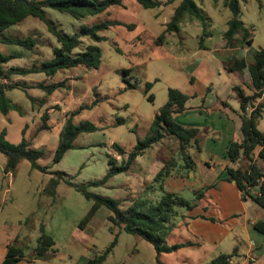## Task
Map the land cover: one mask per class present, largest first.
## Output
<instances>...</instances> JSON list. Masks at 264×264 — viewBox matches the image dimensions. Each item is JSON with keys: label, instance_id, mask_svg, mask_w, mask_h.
Masks as SVG:
<instances>
[{"label": "rangeland", "instance_id": "374dc122", "mask_svg": "<svg viewBox=\"0 0 264 264\" xmlns=\"http://www.w3.org/2000/svg\"><path fill=\"white\" fill-rule=\"evenodd\" d=\"M161 1V7L146 9L136 0H124V5L114 6L82 21L68 13L47 8L48 18L58 29L68 34L78 32L83 25L104 21L118 20L124 24H135L136 27L131 29L125 25H114L102 32L107 40L98 44L103 54L99 68L77 66L60 70L53 77L44 73L14 75L13 80L20 82L24 88L6 92L7 97L19 108L6 116L0 113V132L5 130L6 138L12 143L21 142L25 136L33 148L43 152L39 159L41 165L48 166L50 171H62L77 184H86L102 179L114 164L126 163L138 139H146L151 134L155 114L168 101L170 88L180 89L190 97L197 94V100L200 101L207 98L206 89L211 87L213 93L209 98L219 102L213 105L214 109L223 108L220 100L225 99L229 106L241 112L235 87L239 86L249 93L248 86L251 88L252 79L248 69L230 72L227 61L242 55L250 62L252 54L264 47V0H241V19L253 38L251 46L242 44L239 38L241 34L234 37L231 45L224 37L227 22L232 17L225 0H195L210 17V36L203 33L197 19L188 16L182 23L183 32L172 35L159 45L156 40L179 0L171 4L166 3L169 0ZM29 35L38 40L32 49L0 43L2 53L15 56L6 67L39 66L54 56L53 47L57 40L38 18L27 17L4 30L0 38H23ZM201 38L204 40L202 48ZM83 41V46L91 42L85 38ZM124 69H132L130 76H124ZM147 82L153 84L148 93ZM40 83L48 87L55 83L63 85L49 94L38 87ZM133 83H138L136 88L130 87ZM28 94L37 100L32 102ZM151 94L154 95L153 101L149 99ZM82 105L93 107L75 116V123L89 120L97 126V130L80 134L75 140V147L68 150L60 162L55 163L53 158L61 128L68 114ZM46 109L50 111L53 129L37 134L43 122L41 115ZM201 109L205 110L204 116L209 118L214 110ZM120 119H124V122ZM258 128L264 132V116L260 118ZM199 129L201 152H198L196 144L185 151L194 161L210 159V147L216 150L218 146L222 150L228 144L225 138L227 134L223 136L224 130L208 126ZM114 142L123 147L124 155H117ZM179 145L176 136L166 134L161 142L146 149L128 171L112 177L105 185L89 187L90 191L123 200V207L140 196L157 202L165 193V188L164 185L163 189L160 188L154 178L172 155L179 157ZM110 158L116 159V163H111ZM5 159L6 155L0 151V263L2 253L6 250L2 245L9 238H18V244L24 249L26 261L21 264H87L90 258L102 253L111 243L114 234L110 231L111 223L107 219L109 212L106 208L102 207L82 230L79 223L90 211L92 200L63 181L53 198L45 191L53 174L35 169L29 160L23 159L14 172L6 175ZM256 159L264 164V159L258 154ZM197 191L195 195L193 189L187 188L180 195L194 201L198 198ZM247 201L261 209L254 200ZM177 209L178 214L172 218L170 232L166 236L168 245L192 238L188 232L187 208ZM41 225H45L46 232L55 238L59 252L55 256L34 260L32 257L41 234ZM242 234L243 238L236 244L244 251L249 235L246 232ZM9 243L12 244L13 240ZM232 243V240L227 239L217 248L182 247L162 252L160 259L163 264H200L222 251L232 252ZM238 253L236 247L232 257L234 261ZM259 262L264 264V256ZM102 264L159 263L152 243L122 231L117 245Z\"/></svg>", "mask_w": 264, "mask_h": 264}, {"label": "trees", "instance_id": "16d2710c", "mask_svg": "<svg viewBox=\"0 0 264 264\" xmlns=\"http://www.w3.org/2000/svg\"><path fill=\"white\" fill-rule=\"evenodd\" d=\"M136 1L146 9L159 8L163 2L161 0ZM175 1L178 0H169L166 3L171 4ZM122 5H124V0H0V34L4 30L21 23L27 17H34L43 21L57 40V44L53 47L54 56L51 59L43 61L41 65L34 64L30 68L6 67V64L15 58V56L13 54L6 55L0 51V113L6 116L12 110L19 108L6 95L8 90L24 88L20 82L13 80L14 75L28 76L35 73H44L49 77H53L60 70H68L77 66L89 69L99 68L102 63L103 54L98 44L107 40L102 35V32L114 25H125L131 29L136 27L135 24H124L118 20L104 21L92 25H83L78 32L68 34L58 29L48 18L47 8L61 13H68L77 20L82 21L89 17L98 16L114 6ZM225 6L231 11L232 17L227 22L228 28L224 32V37L231 45L233 44L234 37L241 34L239 38L242 44L251 46L253 38H251L250 30L241 19V0H225ZM188 16L200 22L205 35H211L208 30L210 17L205 14L202 7L195 0H179L173 14L165 23L163 31L158 36L156 43L161 45L172 35L182 33V23ZM83 38L91 42L83 46ZM203 41L201 38L200 48L203 47ZM0 43L19 45L26 49H32L37 45L38 40L34 36L29 35L23 38H0ZM227 66L228 70L233 73L248 69L252 79L251 88L248 86V89H250L249 93L239 86L235 87L236 96L240 101L241 108L242 139L232 141L228 147L227 156L229 164L226 167L228 179L236 182L245 199H252L264 208V164H261L256 159V154L264 159V132L258 128V122L264 116V47H261L252 54L250 62L244 56L236 55L227 61ZM131 71L132 69H124V76H130ZM62 85V83H55L51 87H48L44 83H40L38 87L43 88L47 93L51 94ZM137 85L138 83H133L130 84V87L136 88ZM152 85L151 82L146 83L147 93L152 88ZM28 97L32 102L37 100L30 94H28ZM149 99L153 101L154 95L151 94ZM189 99L190 96L180 89L170 88L168 101L155 114L151 125V134L146 139H138L135 150L130 152L125 164L116 165L114 164L116 163V159L110 158L111 163L114 164L113 168L98 181L77 184L62 171H50L48 166H43L39 163L43 152L33 148L31 142L25 136L21 142L12 143L8 141L6 131L3 130L0 132V151L7 157L5 172H14L20 162L23 159H27L33 168L44 173L53 174L49 184L45 188L49 196L54 198L57 195V189L63 181L82 193L88 200H92L93 205L90 211L79 223V227L82 230L85 229L87 223L102 207L108 210L107 219L111 223L110 231L114 234V238L102 253L90 258L87 264H102L105 262L117 245L122 231L140 236L152 243L157 251V262L163 264L160 259L162 252H171L196 244L188 241L186 243L168 245L166 244V236L170 232L172 218L178 214L177 207L192 209L204 195L205 189L199 191L198 198L194 201H190L176 192H165L157 202L140 196L123 207V200L96 194L90 191L89 187L105 185L112 177L128 171L135 160L143 155L146 149L161 142L166 134H172L178 138L180 143L179 149L181 151L179 157L172 155L166 161L163 168L155 176V182H158L160 188L163 189L166 178L179 165L189 170L193 169L194 160L191 156L186 155L185 151L194 146V144L200 150V129L195 126H185L179 123L176 118L187 109L186 104ZM91 107L93 105H82L76 111L68 114L59 134V144L53 158L55 163L60 162L65 153L75 147V140L80 134L97 130V126L89 120L81 123H75L74 121L75 116L80 115L83 110L90 109ZM41 118L43 122L38 128L37 134L53 129V125L50 124L49 109H46L42 113ZM120 121L124 122V119H120ZM113 146L118 153L117 155H124L125 151L121 145L114 142ZM255 228L264 234V220H258L255 223ZM40 231L38 244L32 257L34 260L51 255L55 256L59 252V249L56 247L55 238L46 232L45 225H41ZM18 243L19 239L15 238L13 243L8 245L7 253L1 264H20L26 261L24 249ZM235 253L236 250L230 254H219L207 264H230L229 261Z\"/></svg>", "mask_w": 264, "mask_h": 264}, {"label": "crops", "instance_id": "0c3cea01", "mask_svg": "<svg viewBox=\"0 0 264 264\" xmlns=\"http://www.w3.org/2000/svg\"><path fill=\"white\" fill-rule=\"evenodd\" d=\"M211 93H213L212 88L207 87V98L205 97V99L199 101L196 97L197 94L190 97L192 99L188 100L186 104L187 109L176 118L179 123L185 126L194 125L198 128L201 127V129L205 126L218 127L220 130H224V137L227 134L225 138L228 139V144L222 150H219L218 146L216 150L210 147L208 150L209 155H211L210 159L194 161V167L191 170L179 165L177 170L175 169L166 178L163 184L165 192L180 194L189 188L193 189L196 195L197 190L202 191L207 188L205 190L206 193L204 192V195L197 201V204L192 209H187L188 232L192 237L188 241L196 243L187 247L202 248L208 246L209 248H217L229 239L233 241L232 252L222 251L219 254L233 253L237 247L239 253L237 258H234L236 264H249V257L252 255L254 256L252 264H261L259 261L264 256V234L255 228V223L258 220H264V208L257 209L253 207V203H248L236 182L228 179L226 169L229 164L227 150L230 143L234 140L242 139L241 112L229 106V103L225 99L220 100L223 108L214 109L215 106L213 105H218L219 102H215L212 98H209ZM201 108L214 109L211 117H205V114H203L205 110ZM209 123L210 125H208ZM199 151L201 152V150ZM194 155L195 152L192 156ZM5 162L7 163V157ZM8 173L10 172H7L6 175ZM243 232L248 233L249 241L244 251H241V246L237 245L236 241H241ZM14 239L9 238L2 245L6 250L2 253L1 263L7 253L9 242L11 240L14 241ZM218 255L208 261L204 260L200 264H207Z\"/></svg>", "mask_w": 264, "mask_h": 264}, {"label": "built area", "instance_id": "2783aa9c", "mask_svg": "<svg viewBox=\"0 0 264 264\" xmlns=\"http://www.w3.org/2000/svg\"><path fill=\"white\" fill-rule=\"evenodd\" d=\"M253 261H254V257H253V256H250V257H249V264H252ZM229 262H230V264H234L235 261H234L233 258H232V259H230Z\"/></svg>", "mask_w": 264, "mask_h": 264}]
</instances>
